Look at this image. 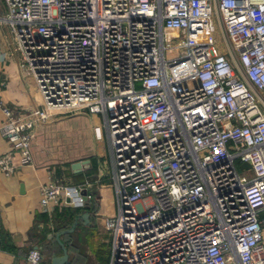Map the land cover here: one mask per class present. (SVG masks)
Returning a JSON list of instances; mask_svg holds the SVG:
<instances>
[{"label": "built area", "instance_id": "built-area-1", "mask_svg": "<svg viewBox=\"0 0 264 264\" xmlns=\"http://www.w3.org/2000/svg\"><path fill=\"white\" fill-rule=\"evenodd\" d=\"M1 2L42 98L28 116L0 102L13 145L3 174L32 164L38 123L102 115L109 264H264V0ZM40 193L50 215L95 200L87 186ZM43 261L30 251L27 264Z\"/></svg>", "mask_w": 264, "mask_h": 264}, {"label": "crops", "instance_id": "crops-1", "mask_svg": "<svg viewBox=\"0 0 264 264\" xmlns=\"http://www.w3.org/2000/svg\"><path fill=\"white\" fill-rule=\"evenodd\" d=\"M14 48L10 29L0 25V102L28 116L41 107L42 98ZM4 122L0 112V156L13 149L4 134ZM32 133V164L9 177L0 171V264H27L30 251L36 247L43 252L42 264H51L53 256L63 255L60 245L49 235L55 236L60 228L69 229L86 209L79 208L80 214L74 218L62 215L65 210L75 209L65 205L55 208L51 215L44 213L40 189L51 183L87 186L95 197L89 223L80 220L73 233L62 237L70 264H100L105 251L104 259L109 264L112 238L105 231V223L115 213V192L103 116L81 111L38 123ZM83 160H90V166L75 173L72 164ZM22 184L24 192L20 191Z\"/></svg>", "mask_w": 264, "mask_h": 264}, {"label": "water", "instance_id": "water-1", "mask_svg": "<svg viewBox=\"0 0 264 264\" xmlns=\"http://www.w3.org/2000/svg\"><path fill=\"white\" fill-rule=\"evenodd\" d=\"M90 163H91L90 160H83V161L75 162L74 164H72V169L75 173H78V172H81L84 168L89 167ZM249 168H250V165L248 163H243L241 165V169H243V170L249 169ZM20 188H21L20 191L24 192V185L23 184L21 185ZM84 194H86V192H84ZM86 200H87V204L83 208L86 210L84 212H82V214L75 217L74 223L72 224V226L69 229L61 230L55 236L49 235V237L51 239L53 237L55 238V240L60 245L62 252H63L62 256H53L51 258V264H70L69 251H68V248L66 247L62 237L66 234L73 233L80 220H83L86 224L89 223L91 214L93 213L95 206L93 205L92 202L90 203V201L87 198H86ZM36 248H38V247H36Z\"/></svg>", "mask_w": 264, "mask_h": 264}, {"label": "rangeland", "instance_id": "rangeland-1", "mask_svg": "<svg viewBox=\"0 0 264 264\" xmlns=\"http://www.w3.org/2000/svg\"><path fill=\"white\" fill-rule=\"evenodd\" d=\"M0 4H2V2H1V0H0ZM223 45V44H222ZM237 170H238V172L241 174V175H245L247 178H249V179H252L253 177H254V172H253V170H249V169H247V170H243V169H241V164H238L237 165ZM106 231V230H105ZM106 232H108V231H106ZM107 234V233H106ZM109 234V233H108ZM108 234H107V238H108ZM93 240V239H92ZM42 245H44V244H42ZM107 248H105L104 250H106ZM49 253V252H48ZM105 256H106V251H105V253H104V257H103V259L101 260L100 259V264H107V258H106V260L104 259L105 258ZM48 257V256H47ZM48 260V259H47Z\"/></svg>", "mask_w": 264, "mask_h": 264}, {"label": "trees", "instance_id": "trees-1", "mask_svg": "<svg viewBox=\"0 0 264 264\" xmlns=\"http://www.w3.org/2000/svg\"><path fill=\"white\" fill-rule=\"evenodd\" d=\"M80 209H74V210H65L64 211V213L62 214V215H64V214H66V215H70L71 217H75V215H77V214H80ZM64 228H60V229H58L57 230V232L58 231H60V230H63ZM47 237V236H46ZM44 239H46V238H44ZM48 251L47 252H49V255H50V251H49V249H47ZM63 253V252H62ZM49 258L51 257V256H48Z\"/></svg>", "mask_w": 264, "mask_h": 264}]
</instances>
